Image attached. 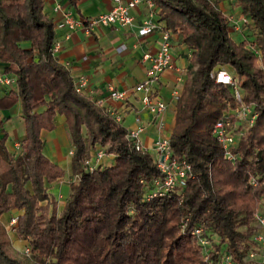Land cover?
Instances as JSON below:
<instances>
[{
  "label": "trees",
  "instance_id": "obj_1",
  "mask_svg": "<svg viewBox=\"0 0 264 264\" xmlns=\"http://www.w3.org/2000/svg\"><path fill=\"white\" fill-rule=\"evenodd\" d=\"M148 1L162 29L189 51L168 140L170 158L190 171L182 186L145 199L161 178L152 154L136 149L121 123L75 91L51 52L55 29L45 0H0L1 71L15 78L0 110L19 103L24 131L18 155L0 136V217L21 211L12 231L29 249L14 251L0 222V264H219L220 252L232 264H261L247 254L256 250L253 214L264 212V0L229 1L249 19L237 42L217 7L224 0ZM217 65L238 77L242 100L256 114L249 127L238 124L233 160L211 134L236 105L231 88L210 76ZM56 115L64 118L74 177L59 212L47 191L63 169L42 152L40 137ZM97 147L113 162L87 171L83 160ZM196 227L215 236L206 257L191 234Z\"/></svg>",
  "mask_w": 264,
  "mask_h": 264
},
{
  "label": "crops",
  "instance_id": "obj_2",
  "mask_svg": "<svg viewBox=\"0 0 264 264\" xmlns=\"http://www.w3.org/2000/svg\"><path fill=\"white\" fill-rule=\"evenodd\" d=\"M127 1L121 0L123 3ZM55 2L71 9L75 15L83 19L107 11L114 4L112 0H80L76 6H71L67 0H45L44 12L53 22L59 20L61 15L59 11L52 10ZM218 4L221 9V1ZM223 4L225 10H230L226 3ZM130 14L132 21L126 26L97 25L89 33H84L82 28L72 31L66 28H55L54 39L58 49L53 56L57 63L68 70L73 82L83 79L80 92L82 95L89 97L94 102H100L99 106L105 109L109 108L114 113L121 115L122 126L133 127L135 125L134 117L138 115L139 123L143 126V131L139 135L140 145L151 150L156 139L160 135L168 136L172 128L174 103L185 77L189 51L178 40L176 34L170 35L172 64L162 72L159 81L154 85L158 95L167 103L166 110L160 119L161 127L159 128L158 119L152 118L145 109L141 108L140 94L134 92L132 87L143 78L144 68L141 56L145 52L153 53L156 50L160 41V30L154 29L144 35L137 34L138 27L148 14V8L143 1L131 8ZM153 21L162 28L163 22L159 21L156 13L153 16ZM233 33L235 38L241 36L240 32ZM2 68L3 64L0 63V71ZM107 86L125 90V98L121 101L110 99ZM10 89L13 87H0V97ZM14 116L21 123L19 134L15 131L8 132L4 128V125ZM3 133L7 136L5 145L8 151L18 155L20 152L19 140L24 134L19 103H15L9 109L0 110V136ZM40 137L43 142L42 152L57 165L68 166L67 179L69 181L66 182L68 187V183L74 177L69 167V151L72 146L65 128L64 118L61 115H56L53 129L41 131ZM112 162L113 155L108 154L103 159V164L110 165ZM52 198L58 205L59 202L56 201V198L53 196ZM61 202L63 205V201ZM20 213V210H10L1 215L0 222L6 227L9 217L17 216Z\"/></svg>",
  "mask_w": 264,
  "mask_h": 264
},
{
  "label": "built area",
  "instance_id": "obj_3",
  "mask_svg": "<svg viewBox=\"0 0 264 264\" xmlns=\"http://www.w3.org/2000/svg\"><path fill=\"white\" fill-rule=\"evenodd\" d=\"M112 1L114 3L113 6L107 11L99 12L96 15L84 19L75 15L71 9L65 8L60 3L55 2L52 10L55 12L59 11L61 15L59 20L54 22V29L66 28L72 31L76 28H82L84 33H89V31L97 25L116 24L118 26H126L132 21L130 14L131 8L140 1H143L148 8V14L138 27L137 34L144 35L154 29H159L160 41L153 53L145 52L142 54L141 63L144 68L143 78L132 87V90L140 94L139 102L141 108L145 109L152 118L158 119V127L160 128V119L166 110L167 103L158 95L157 91L154 89V85L159 81L162 72L168 69L172 64L171 44L169 41L170 34L157 26L153 21L155 9L148 0H128L125 3L121 2V0ZM224 15L231 32H241L243 26L249 23V19L239 12L235 15L231 10H227V12H224ZM57 49L58 46L54 39L51 45L52 54H54ZM210 76L216 83L225 84L231 88L236 103L231 112L216 120L211 128V134L220 144L224 157L227 160H233L234 156L231 148L236 141V135L238 133L237 126L240 124L242 129L249 127L253 123L256 114L251 104L243 102L238 77L230 69L224 65H217L210 72ZM14 83V76L0 71V87L12 88ZM82 85L83 79H78L73 82L76 92H81ZM107 89L109 91L108 97L112 100L121 101L126 96L125 90H117L112 86H107ZM96 103L99 105L100 102ZM105 110L114 121L118 123L122 122L120 114L114 113L109 108ZM232 118L234 122L236 121L235 123L231 121ZM134 123L135 125L133 127L126 128V138L132 142L136 149L150 152L154 158L156 168L161 173L160 179H154L152 181V189L144 194V198L148 199L152 196L168 192L175 187L182 186L186 177L189 175L190 167L184 160L170 158L168 136L160 135L154 142L151 150H149L141 146L139 142V135L143 131V126L139 123L138 115L134 117ZM70 153L71 151H69V154ZM105 156L106 154L102 148H95L90 157L83 160L85 169L91 171L97 166H100L103 164ZM253 218L254 230L250 238L256 246V250L248 252L247 258L256 259L261 264H264V212L256 211L253 214ZM15 221L16 216L9 217L6 222L8 230H12ZM191 234L195 236L196 242L206 257L213 239L215 240V236L204 233L201 227H196L191 230ZM21 250L24 255L29 253V249L26 245H24ZM218 263L232 264L230 255L227 252H220Z\"/></svg>",
  "mask_w": 264,
  "mask_h": 264
},
{
  "label": "rangeland",
  "instance_id": "obj_4",
  "mask_svg": "<svg viewBox=\"0 0 264 264\" xmlns=\"http://www.w3.org/2000/svg\"><path fill=\"white\" fill-rule=\"evenodd\" d=\"M224 1L221 2V9H222L223 12H227V10L224 9L225 6L223 4V3H226V5L230 8L231 12H233L235 15L238 14V11L234 7V4L233 3L231 4L229 1H226V2H224ZM217 5H218L217 7L220 6L219 4H217ZM234 35L235 34L233 32H230L229 33V36H230V38L233 41L237 42L238 40L241 39V36L235 38ZM11 107H9V108H11ZM9 108H7V109H9ZM4 128L8 132L15 131L16 133L19 134L21 132V123L14 116L12 119H10V121L7 124L4 125ZM6 139H7V137H6ZM14 148H16V147H14ZM15 150H17V148ZM13 154H15V153H13ZM61 168L63 169V176H62V180L60 181L62 183L59 184L58 182H55V183L50 184L49 185V188H48V191H47L50 196L55 197L56 198V201L59 202V204L56 205V212H59L60 211L61 205H62V202L61 201L64 202V200L67 197L68 192H69V189L66 186V184H67L66 182L69 181L67 179V176H68V173H69V168H68L67 165L66 166H62ZM70 179H72V178H70ZM5 230L7 232V237H8V240H9V243H10L11 248L14 251H16V252H18L20 254H23L21 249H22L25 241L19 239L17 237V235L12 230H8L7 227H5Z\"/></svg>",
  "mask_w": 264,
  "mask_h": 264
}]
</instances>
